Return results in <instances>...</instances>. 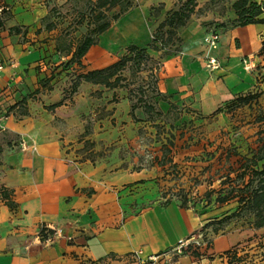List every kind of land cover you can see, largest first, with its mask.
I'll return each mask as SVG.
<instances>
[{"label":"crops","instance_id":"0c3cea01","mask_svg":"<svg viewBox=\"0 0 264 264\" xmlns=\"http://www.w3.org/2000/svg\"><path fill=\"white\" fill-rule=\"evenodd\" d=\"M35 1L2 2L9 15L3 24L7 32L0 28V56L6 65L0 73V264H138L137 252L147 259L195 238L208 239L210 247L197 249L199 256L185 251L172 264H228L222 257L235 249L239 234L216 235L205 227L222 218L223 209L200 210L182 206L175 199L163 201L149 180L155 168L138 164L141 155L136 146L141 147V132L150 122L132 119L128 99L122 96L119 103L109 104V99L104 102L107 92L103 98L92 93L103 87L84 83L72 96L74 103L65 100L54 109L48 108L62 101L64 91L59 84L41 89L39 81L46 77L52 62L64 57L55 50L56 54L49 52L45 44L19 42L26 30L27 35L44 30L42 18L48 11ZM207 1L202 0L199 6ZM134 13L143 22L137 8L117 22ZM191 26L180 29L182 47L177 52H150L161 58L159 90L167 100H160L158 107L164 112L172 103L185 102L203 114L212 113L253 88L258 69L264 65V23L235 26L223 33L212 51L219 62L213 71L206 66L203 31ZM12 28L21 32H11ZM148 37L147 44L149 33ZM95 48L97 45L86 57ZM105 59L100 60L101 66L88 69L106 67L111 62ZM247 64L250 70L245 68ZM83 114L88 117L83 118ZM115 132L119 133L115 136ZM81 139L91 140L96 149L118 140L116 144L121 145L117 151L122 147L125 151L124 146L129 148L131 142L135 147L132 152L139 155L132 160L123 153L112 160L98 154L97 161H80L76 150ZM127 185L149 190L142 203L141 209H145H133L134 215L128 218L123 208L126 202L122 204L119 196ZM132 200L138 205L137 198ZM44 229L48 234L55 229L60 235L48 244ZM223 239L226 246L217 247Z\"/></svg>","mask_w":264,"mask_h":264},{"label":"rangeland","instance_id":"374dc122","mask_svg":"<svg viewBox=\"0 0 264 264\" xmlns=\"http://www.w3.org/2000/svg\"><path fill=\"white\" fill-rule=\"evenodd\" d=\"M196 1L198 5L196 12L186 26L192 25L193 30L203 31L202 46L208 67L206 58L208 47L205 38L209 34H217L220 39L223 33L235 25L236 15L232 6L236 0H209L202 6H199V2L202 0ZM35 2L43 4L47 8L50 15L48 21L55 22L57 26L51 32L43 30L40 34L34 31L27 35L28 30H26L19 42L21 44L31 42L33 45L37 44L42 47H45L43 46L45 44L49 52L56 54L54 50L60 35L64 34L63 30L72 23L77 12L85 7L87 0H36ZM180 5L179 0H139L137 9L142 14L144 24L137 13L113 24L110 32L100 36L97 48L82 60L83 67L77 64L65 67L64 65L70 57L58 53L64 58H57L52 62L53 65L49 68L50 71L46 73V76L53 75L51 79L54 85L59 84L63 89L65 97L63 102L66 100L69 104L74 103L70 92L78 74L88 71L90 70L88 68H94L96 65L101 66L102 58H106L104 61L111 62L107 66L118 61L130 45L146 46L149 38L148 33L152 40L160 23ZM2 31L7 32V27H3ZM85 31V26H82L77 31H72L70 37L77 39ZM179 32L180 30L178 34ZM166 38L167 36H165ZM53 45H55L53 50H50L49 47ZM181 47V40L176 37L174 43L165 49L166 54L177 52V49H181ZM102 55L104 56L102 57ZM57 63H59L58 66ZM56 66L57 68L62 67L61 72L57 75L54 74ZM150 66L151 64L143 65L145 70L141 73L126 70L124 72L127 78L125 87L114 90L101 86L104 88H102L103 90H93L94 97L103 98L102 94L107 92L104 102L109 99V104L119 103L122 96L128 97L130 106L139 104L138 100H141V103H154L156 94L153 92L152 86L149 85L151 79L148 68ZM160 68L161 66L157 67L156 78L160 75ZM208 69L210 68L208 67ZM258 75L259 78L256 74L255 84L251 88L252 93L256 94V98L251 99L245 105H233L235 99L223 103L212 113L203 114L184 102L177 104L175 108L170 106L167 114L157 117L150 123L147 130L141 132V147L136 146L141 155L139 157L141 162L138 164L155 168V173L149 180L154 183L157 194L163 201L175 199L182 202L185 200L187 206L202 210L209 207L208 205L215 201L220 192L227 193L238 188L237 175L242 171L244 159L252 157L259 147V133L264 128L262 120L264 117V75ZM162 104L167 107L165 102ZM118 108H120L119 112L123 111L121 106ZM82 117L87 118L88 116L83 114ZM112 121L116 122V118H113ZM114 125L116 126V124ZM120 126L118 129L121 128ZM118 133L112 134L116 136ZM116 142L118 140L96 149L91 140L82 141L81 139L78 142L81 147L76 150L79 152V160L97 161L99 160L98 154L113 160L112 157L122 156L123 153L126 156L129 154L133 160L135 154L139 155L137 151L132 152L135 147L131 145V142L128 143L129 148L124 146L125 151L122 150L123 147L117 151L121 144H116ZM148 191V188L134 187V185H129L120 191L119 196L122 204L126 202L123 208L127 218L134 215L133 209L142 210V203L146 201L144 194ZM135 198H137L138 205H135L132 200ZM251 218L252 215L247 214L223 232V234H239V241L234 247L233 255L222 257L227 259L228 264H264V228L250 227L248 220ZM212 236L210 235V237ZM224 241V239L221 243L218 241L216 246H226L227 242ZM203 247L208 249L210 242Z\"/></svg>","mask_w":264,"mask_h":264},{"label":"trees","instance_id":"16d2710c","mask_svg":"<svg viewBox=\"0 0 264 264\" xmlns=\"http://www.w3.org/2000/svg\"><path fill=\"white\" fill-rule=\"evenodd\" d=\"M139 0H87L83 9L77 12L72 23L63 30L55 46L57 53H63L66 57H70L69 61L64 65L77 64L83 67L82 60L86 57L90 49L96 46L99 38L107 32L113 24L124 17L127 13L138 7ZM181 5L178 9L170 12L167 18L162 21L158 27L157 33L153 36L151 42L144 47L130 45L126 53L122 55L118 61L100 69L88 70L77 75L73 83L70 96L78 93L80 87L84 83H89L97 86H104L107 89H118L126 86L127 78L124 75L126 70H132L133 73H141L145 70L146 65L151 64L148 68L150 87L152 86L154 95V103L140 102L133 104L130 108V116L136 122H153L157 117L168 113L158 107L159 101H166L167 97L162 95L159 90V77H155V72L158 66H161V58H156L151 55V51L162 52L166 54L165 49L172 45L177 37L181 40L178 31L185 27L195 14L197 9L196 0H179ZM3 0H0V28L8 19L9 9L2 7ZM235 12V26H246L250 24L264 23V18L261 16L264 13V1L261 3L252 2L250 0H236L232 6ZM50 15L42 18V28L51 32L56 28L55 22H49ZM85 26L86 31L77 39L70 37L72 31H77L78 28ZM43 29H39L37 33H41ZM11 32L20 33L21 29L12 28ZM165 36L167 38L165 39ZM69 37V38H68ZM59 69V70H58ZM62 67L55 68L54 74L61 72ZM264 75V65L260 66L257 72L259 75ZM52 76L44 77L39 81L41 89H52ZM39 91V90H38ZM247 94V95H246ZM65 98V97H64ZM61 102L51 105L48 108L54 109L63 104ZM128 99V97H124ZM256 98V94L252 93V89L247 93H241L234 97L233 105L240 106L249 103L251 99ZM231 101V100H230ZM175 104L171 107L175 108ZM153 114H155L153 116ZM264 121V117H262ZM239 182L238 188L232 189L227 193L220 192L215 201L208 205L207 208L218 206L216 209H223L225 215L220 219L210 221L205 227L212 234L224 232L232 224H236L238 219H242L245 215H252L248 220L249 226L252 228H264V128L259 133V147L253 153L252 157H246L242 164V171L237 175ZM129 187V185H127ZM3 197H7L3 193ZM182 206L187 207L185 200H182ZM214 210V211H217ZM213 211V212H214ZM208 241V239H206ZM199 248H189L186 251H192V254L197 256L200 252ZM233 250L229 251L225 256H232Z\"/></svg>","mask_w":264,"mask_h":264},{"label":"built area","instance_id":"2783aa9c","mask_svg":"<svg viewBox=\"0 0 264 264\" xmlns=\"http://www.w3.org/2000/svg\"><path fill=\"white\" fill-rule=\"evenodd\" d=\"M3 7V6H2ZM8 9V8H6ZM2 8H0V12H1ZM205 43L206 46L208 47V53L206 55V58L208 60V67L211 70H216L219 68V62L217 60V58L215 56H213L211 53L212 51L216 50L219 44V36L217 34H209L206 38H205ZM6 65L4 60L2 59V57L0 56V73L4 71ZM245 68L247 70H250L251 67H249V64L245 65ZM43 233L46 234L44 238V241L46 243H51L54 241V239L56 237H59L60 232L55 230L53 231L52 234H48V232L46 233V230H42ZM208 241H203L202 239H187L185 241L180 242L177 246H175L174 248L163 252L159 255H155V256H151L147 259H142L140 256L141 252H137L135 253V258L138 260V264H155L158 263L162 260L165 261V264H172L174 262V258L183 254L186 250H188L189 248H201L203 247V245H207Z\"/></svg>","mask_w":264,"mask_h":264}]
</instances>
